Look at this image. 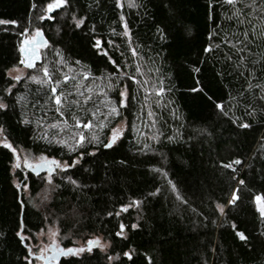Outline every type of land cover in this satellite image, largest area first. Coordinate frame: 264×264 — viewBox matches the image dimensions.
Here are the masks:
<instances>
[{
    "label": "trees",
    "instance_id": "trees-1",
    "mask_svg": "<svg viewBox=\"0 0 264 264\" xmlns=\"http://www.w3.org/2000/svg\"><path fill=\"white\" fill-rule=\"evenodd\" d=\"M48 2L0 0V131L12 145H0V264H33L30 244L47 225L57 228L63 249L99 241L56 264H264V217L254 199L264 197V0H131L120 7L117 0H68L53 19L39 20ZM73 14L84 20L79 28ZM31 23L41 37L39 59L27 68L20 47ZM96 39L107 56L93 47ZM19 64L26 76L10 79ZM44 66L59 84L28 79L43 78ZM53 86L65 97L62 115ZM125 86L130 95L120 108ZM77 119L92 121L83 131L98 142L70 152L56 141L72 142L82 131ZM113 128L120 138L105 148ZM17 149L79 163L54 170L49 185L47 168L13 172Z\"/></svg>",
    "mask_w": 264,
    "mask_h": 264
},
{
    "label": "snow or ice",
    "instance_id": "snow-or-ice-1",
    "mask_svg": "<svg viewBox=\"0 0 264 264\" xmlns=\"http://www.w3.org/2000/svg\"><path fill=\"white\" fill-rule=\"evenodd\" d=\"M234 2H235V0H224V3H226L228 5H233ZM67 3H68V0H50V2H48L46 4V6L42 9L43 14L40 15L38 17V19L39 20H44L46 17L48 19H53V16H51L50 14L53 13L54 11L58 10V9H61V8L65 7V5ZM254 3H255V0H254ZM120 6H121L120 5V0H117V7H120ZM129 6L132 7V6H135V5L133 3H130ZM32 7L35 9L37 7V5L35 3H33ZM72 19H73V22H74L76 28H79L81 26V24L84 23L83 18L77 19L75 14H73ZM121 20H123V17H121ZM2 23H6V22L5 21H0V24H2ZM12 23L14 24L15 22H12ZM25 32H28V29H25ZM115 34H116L115 30H113V35H115ZM122 35L125 36V37L129 36V30H128V27H127L126 24L124 25V32H123ZM245 36H247V33H245ZM35 37H37V38L41 37V31H40L39 28H37L36 31H35ZM129 39H130V37H129ZM108 44H109V46H113L114 42L110 40V41H108ZM24 45H28V47L26 48V47H24ZM43 46L47 47L48 45L45 42ZM93 47L96 48V49H100L102 51L103 55H105V56L108 55V53L106 51H103V49L101 48V41L99 39L95 40V42L93 43ZM131 51H132V55L133 56L137 55V52H136L135 49H131ZM205 51L206 52L211 51V48H205ZM20 52L22 54L27 53L28 56L30 57V59L21 60L20 62L25 64V67H27V68L35 67V64H34L33 61L39 59L37 41L35 39H33L31 41H29V40L24 41L23 45L20 47ZM56 55H60L58 50L56 52ZM109 60H110L111 63L115 64L114 60H111V58H109ZM61 62H63V58L62 57H61ZM77 63H79V61H77ZM41 71L43 72V78H41L38 75H32V76L28 77V79H30L34 83H37V84L41 85L42 87L44 85H52L53 83L59 84L58 80H56V81L53 80L52 73L49 71V67L48 66H44L41 69ZM136 71H137V73H139L141 70H140L139 67H137ZM197 71H199V70L197 69ZM84 78L87 79V76H85ZM12 79L16 80V81H19L21 79V77L19 75H17V76L12 77ZM69 79H70V77H68L67 75L64 76V82L65 83H67L69 81ZM127 79L132 80L133 82H136V78L134 76H128ZM163 91H164V89L160 88L159 91L156 92V95L160 96ZM192 91H197V89H192ZM57 93H58L57 87H55V86L51 87V94H52V97H53V101L52 102L57 106L56 107V111L58 113H61V115H62L63 114L62 105L65 102V97H64L63 94H57ZM44 94L47 95L48 93L45 92ZM129 95H130V93H129L128 89H127V86L124 87V90H121L119 92V97H120V99H119V107L120 108H124V107L127 106L126 105V99L129 97ZM262 98H264V97H262ZM89 99H91V97H87L86 98V100H89ZM132 99H135V97L133 96ZM216 107L218 109H220L221 111H223V106L221 104L217 103ZM4 108H6V105L4 103L0 102V110H2ZM110 113H114L117 116L120 114L118 109H117V107H115V106H111L110 107ZM224 114L227 115V113H224ZM149 115H151V113H149ZM93 118H95V113H93ZM107 119H109L108 116L105 117V120H107ZM233 122L235 123V121H233ZM25 123H27V121H25ZM105 126L106 125L103 124V123L100 125L101 128H103ZM239 126L242 127V128L250 127L249 124H240ZM51 127L55 128L56 125L53 124V125H51ZM74 127L76 129H82V131L73 134L71 143H69V141L67 139H60V140L56 141L62 147L66 148L68 151L75 152L78 148H83L86 143H97L98 142V137L96 135H92L91 137H89L88 134H87V131H90L92 129V127H93L92 121H89L87 123H83L82 124L81 121L77 119L76 122H75ZM83 130H87V131H83ZM120 135H121L120 131L118 129H116V128H113L111 137L107 140L106 143L103 144V147L111 148L116 143V141L120 138ZM77 136H78V138H76ZM43 138L47 139V134H45V136ZM0 144H2V146L4 148H6V149H12V145L9 144L6 141V139L3 140V141H0ZM86 154L87 155H94V153H91V152H88ZM78 163H79V158L77 160L72 161L71 164H62L61 162H58L55 159H49L48 157H46L44 155L39 156V158H38V160L36 162H32L27 156L23 159V167L31 170L32 172L36 173L37 175L39 174V170L40 169L47 168L48 172H49V176L45 177L43 179L49 185L52 184L51 173L54 170L58 169L60 172H65L67 170V168L72 167V166H74L75 164H78ZM233 163L234 164H240L241 161L240 160H235V161H233ZM13 167L14 168H20L21 167V162H20V158L19 157H17V162L13 165ZM224 167L225 168H231L232 165L231 164H227V165H224ZM233 171H235V169H233ZM233 179H235V177H233ZM70 182L72 184H74V185L76 184L75 180H71L70 179ZM169 183H171V182L169 181ZM239 184L243 185L244 181L243 180L239 181ZM17 187H18V190H19V186H17ZM23 187H24L25 190L28 189V185L27 184H25ZM173 190H175L174 186H173ZM150 195H155V193H150ZM238 199H239V196H238V189H237V190H234L231 193V198L228 200L227 203L229 205L235 204ZM254 199H255L256 204H257V211L259 212L261 217H264V197L256 196ZM133 203H138V202L134 201ZM217 208H218V210L221 213H223L224 206H221V205L218 204ZM123 210L126 211L127 209L125 208ZM109 215H111V213H109ZM117 215H119V213H117ZM133 227H135V225H133ZM123 230H124V225L121 224L120 225V232H118L117 235H120L123 232ZM16 235L18 237H21V240L25 239L24 237L21 236L20 232H17ZM52 235L55 236L56 233H53ZM237 235L239 236V238L241 240H245L246 239V237L242 233L237 232ZM54 243H55V241H54ZM97 244H99L98 240H96V241L90 240V241H88V247L87 248L79 247V248L63 249V248L56 247L54 249V251L57 252L59 255L78 256L80 253H83L85 251L91 252L92 247L97 245ZM107 247H108L107 244L101 245L100 246V250L104 251ZM124 255L126 257H128L129 259L131 258L130 254L127 253V252L124 253ZM40 258L47 259V257H40ZM109 259H111V257H109ZM29 264H31V262H29Z\"/></svg>",
    "mask_w": 264,
    "mask_h": 264
},
{
    "label": "rangeland",
    "instance_id": "rangeland-1",
    "mask_svg": "<svg viewBox=\"0 0 264 264\" xmlns=\"http://www.w3.org/2000/svg\"><path fill=\"white\" fill-rule=\"evenodd\" d=\"M123 1H125L126 3H129L131 0H120V3H123ZM37 28H39L37 25L31 23L29 25V27L27 28L28 32H25L23 35V40L24 41H26V40L31 41L33 39H36L35 31ZM45 54H46L45 48H41L40 49L41 58L44 57ZM26 74H27V71L25 70L24 67H22V64H19L18 66L13 67L12 69H10L7 72V75L10 79H12V77L17 76V75H19L20 77H23V76H26ZM121 129H122V126L120 127V130ZM3 140H5V139L3 137V134L0 131V141H3ZM0 145H2V144H0ZM13 153H14L13 165L17 162V157L20 158V162H21L20 168H14L12 166L13 172L15 170H19V169H27V168L23 167V159L26 156L32 162H36L38 160L39 156H41V155L33 154L30 151L23 150V149L13 150ZM27 170H29V169H27ZM42 171H46V170H42ZM45 177H48V175H45ZM47 191H48V189L45 190V193H43V196L47 195V193H48ZM43 196L41 197V200L45 198ZM53 233H56V235L53 236L52 235ZM54 241H55V243H54ZM56 247H59V248L62 247L59 232H58L56 227L51 226V225H47L45 228L40 230L38 233L34 234V239L30 244V254L33 258V264H56V261L62 256V255H59L57 252L54 251V249ZM79 247H85V245L79 242V243H77L75 248H79ZM40 257H47V259H43ZM44 260H47V263H45Z\"/></svg>",
    "mask_w": 264,
    "mask_h": 264
},
{
    "label": "water",
    "instance_id": "water-1",
    "mask_svg": "<svg viewBox=\"0 0 264 264\" xmlns=\"http://www.w3.org/2000/svg\"><path fill=\"white\" fill-rule=\"evenodd\" d=\"M25 60H28V59H30V57L29 58H27V57H25L24 58ZM34 62V64H35V62H37V60H35V61H33ZM43 169H40L39 171H42ZM34 173V172H33ZM44 262H46L47 263V260H44Z\"/></svg>",
    "mask_w": 264,
    "mask_h": 264
}]
</instances>
